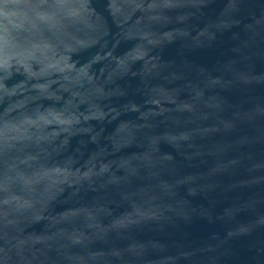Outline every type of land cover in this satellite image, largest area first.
Listing matches in <instances>:
<instances>
[{
  "label": "water",
  "instance_id": "1",
  "mask_svg": "<svg viewBox=\"0 0 264 264\" xmlns=\"http://www.w3.org/2000/svg\"><path fill=\"white\" fill-rule=\"evenodd\" d=\"M0 264H264V0H0Z\"/></svg>",
  "mask_w": 264,
  "mask_h": 264
}]
</instances>
